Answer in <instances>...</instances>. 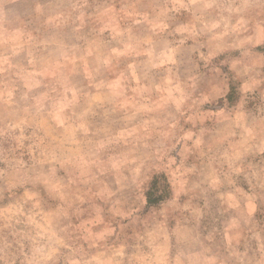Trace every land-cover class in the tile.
I'll return each instance as SVG.
<instances>
[{
	"label": "rangeland",
	"instance_id": "obj_1",
	"mask_svg": "<svg viewBox=\"0 0 264 264\" xmlns=\"http://www.w3.org/2000/svg\"><path fill=\"white\" fill-rule=\"evenodd\" d=\"M0 264H264V0H0Z\"/></svg>",
	"mask_w": 264,
	"mask_h": 264
},
{
	"label": "trees",
	"instance_id": "obj_2",
	"mask_svg": "<svg viewBox=\"0 0 264 264\" xmlns=\"http://www.w3.org/2000/svg\"><path fill=\"white\" fill-rule=\"evenodd\" d=\"M157 183L156 180L153 181V185L154 187L152 188V190H150L147 194V202L149 205H155L157 204L158 202H161L162 200H164V198H162V196H159V197H156L154 198V195H155V191H154V188H155V184Z\"/></svg>",
	"mask_w": 264,
	"mask_h": 264
}]
</instances>
